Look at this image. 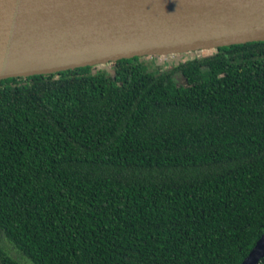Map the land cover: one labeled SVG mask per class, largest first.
I'll list each match as a JSON object with an SVG mask.
<instances>
[{"label":"trees","instance_id":"obj_1","mask_svg":"<svg viewBox=\"0 0 264 264\" xmlns=\"http://www.w3.org/2000/svg\"><path fill=\"white\" fill-rule=\"evenodd\" d=\"M183 55L0 80V264L248 256L264 233V40Z\"/></svg>","mask_w":264,"mask_h":264},{"label":"water","instance_id":"obj_2","mask_svg":"<svg viewBox=\"0 0 264 264\" xmlns=\"http://www.w3.org/2000/svg\"><path fill=\"white\" fill-rule=\"evenodd\" d=\"M260 40L264 0H0V80Z\"/></svg>","mask_w":264,"mask_h":264},{"label":"flooded vegetation","instance_id":"obj_3","mask_svg":"<svg viewBox=\"0 0 264 264\" xmlns=\"http://www.w3.org/2000/svg\"><path fill=\"white\" fill-rule=\"evenodd\" d=\"M210 49H214V48H210ZM210 49H201V50L205 51V50H210ZM195 51H199V50H195ZM195 51H187V52H181V53L168 54L166 59H160L159 56H158L155 60H156L157 63L162 64L164 67L169 69L172 66L177 65L178 62L184 61V59H185V56L183 55L184 53H189V55H191ZM176 78H178V80L180 82L183 81V76L181 75V73L178 74L176 76Z\"/></svg>","mask_w":264,"mask_h":264},{"label":"rangeland","instance_id":"obj_4","mask_svg":"<svg viewBox=\"0 0 264 264\" xmlns=\"http://www.w3.org/2000/svg\"><path fill=\"white\" fill-rule=\"evenodd\" d=\"M167 55L159 56L160 59H166Z\"/></svg>","mask_w":264,"mask_h":264}]
</instances>
